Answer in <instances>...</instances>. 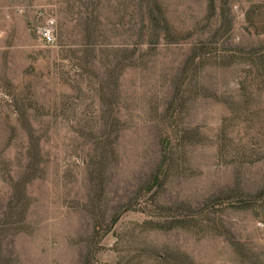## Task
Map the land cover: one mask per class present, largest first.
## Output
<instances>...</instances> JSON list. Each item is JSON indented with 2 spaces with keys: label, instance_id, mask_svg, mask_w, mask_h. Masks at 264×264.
I'll return each instance as SVG.
<instances>
[{
  "label": "rangeland",
  "instance_id": "374dc122",
  "mask_svg": "<svg viewBox=\"0 0 264 264\" xmlns=\"http://www.w3.org/2000/svg\"><path fill=\"white\" fill-rule=\"evenodd\" d=\"M0 264H264V0H0Z\"/></svg>",
  "mask_w": 264,
  "mask_h": 264
},
{
  "label": "built area",
  "instance_id": "2783aa9c",
  "mask_svg": "<svg viewBox=\"0 0 264 264\" xmlns=\"http://www.w3.org/2000/svg\"><path fill=\"white\" fill-rule=\"evenodd\" d=\"M49 39V38H48Z\"/></svg>",
  "mask_w": 264,
  "mask_h": 264
}]
</instances>
